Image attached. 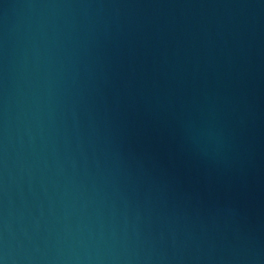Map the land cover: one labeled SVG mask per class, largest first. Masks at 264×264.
Listing matches in <instances>:
<instances>
[{
	"label": "water",
	"instance_id": "obj_1",
	"mask_svg": "<svg viewBox=\"0 0 264 264\" xmlns=\"http://www.w3.org/2000/svg\"><path fill=\"white\" fill-rule=\"evenodd\" d=\"M0 264H264V0H0Z\"/></svg>",
	"mask_w": 264,
	"mask_h": 264
}]
</instances>
